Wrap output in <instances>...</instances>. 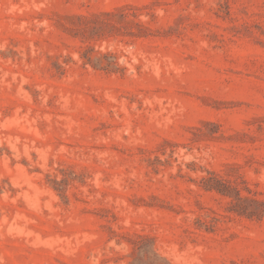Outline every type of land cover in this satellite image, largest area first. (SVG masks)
<instances>
[{"label":"rangeland","instance_id":"1","mask_svg":"<svg viewBox=\"0 0 264 264\" xmlns=\"http://www.w3.org/2000/svg\"><path fill=\"white\" fill-rule=\"evenodd\" d=\"M0 264H264V0H0Z\"/></svg>","mask_w":264,"mask_h":264}]
</instances>
